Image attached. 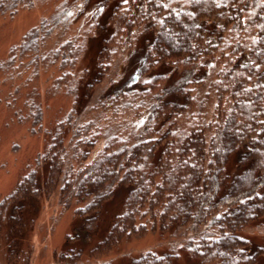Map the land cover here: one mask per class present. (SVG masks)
Listing matches in <instances>:
<instances>
[{
	"label": "trees",
	"instance_id": "trees-1",
	"mask_svg": "<svg viewBox=\"0 0 264 264\" xmlns=\"http://www.w3.org/2000/svg\"><path fill=\"white\" fill-rule=\"evenodd\" d=\"M35 1L0 0V16ZM75 1L4 63H46L71 102L30 99L46 141L0 197V264H31L50 190L74 223L48 264H264V0H82L87 22L66 33ZM126 42L125 75L103 85Z\"/></svg>",
	"mask_w": 264,
	"mask_h": 264
},
{
	"label": "rangeland",
	"instance_id": "rangeland-1",
	"mask_svg": "<svg viewBox=\"0 0 264 264\" xmlns=\"http://www.w3.org/2000/svg\"><path fill=\"white\" fill-rule=\"evenodd\" d=\"M60 2L61 0H36L32 5L18 9L12 16H0V197L11 191L28 165L35 163L36 154L42 150L46 141L45 125L38 131L31 130L28 114V107L31 114L30 99L38 98L47 114L57 109L65 110L71 102V97L64 89L49 92L48 87L46 88V85L53 82L50 79L52 67H47L46 63L34 61L26 64L27 66L18 63L13 67L4 65L11 45L18 43L24 32L42 17L52 15ZM71 7L74 12L70 15L67 27H64L66 33H76L81 29L90 12V5H84L82 0H76ZM51 41L52 39L49 42ZM132 48L129 42L115 48L111 68L103 85L125 75ZM84 63L86 64V60L80 55L74 65L84 66ZM46 79H49L48 82ZM36 84L40 85L37 91L33 89ZM32 92L34 94L31 96ZM98 147L97 145L93 150ZM44 187L45 184L42 188ZM41 205L32 235L31 264H48L52 259V252L61 247L65 233L70 231L74 223L71 208H65L59 203L54 190L42 195ZM247 234L250 236L252 232ZM155 242L154 236L148 234L125 245L123 250L132 246L137 251Z\"/></svg>",
	"mask_w": 264,
	"mask_h": 264
}]
</instances>
